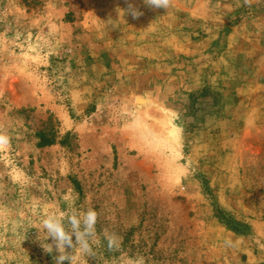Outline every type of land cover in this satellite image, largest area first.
<instances>
[{
  "label": "rangeland",
  "instance_id": "374dc122",
  "mask_svg": "<svg viewBox=\"0 0 264 264\" xmlns=\"http://www.w3.org/2000/svg\"><path fill=\"white\" fill-rule=\"evenodd\" d=\"M0 129V264H264V0H0Z\"/></svg>",
  "mask_w": 264,
  "mask_h": 264
},
{
  "label": "clouds",
  "instance_id": "9594fccd",
  "mask_svg": "<svg viewBox=\"0 0 264 264\" xmlns=\"http://www.w3.org/2000/svg\"><path fill=\"white\" fill-rule=\"evenodd\" d=\"M244 2L245 5L250 6L251 0H244ZM143 3L150 9L168 10L172 0H143ZM123 11L125 14H130L133 19H139L143 15V12L131 3H128L127 9ZM10 143V137L0 129V152L6 150ZM98 217V212L91 208L83 212L73 209L70 214L64 212L47 214L41 220L46 235V242L41 241V247L48 254L54 251L58 253L53 257L55 264H64L65 261L68 264H80V255L85 258L95 257L93 244L96 242ZM73 237H75V240H73ZM49 238L51 243L47 242ZM104 238L110 251L119 249L122 238L115 232L110 233L105 230ZM235 245L236 242L230 238L224 240L226 248H232ZM68 249H71V251H68Z\"/></svg>",
  "mask_w": 264,
  "mask_h": 264
},
{
  "label": "bare ground",
  "instance_id": "6f19581e",
  "mask_svg": "<svg viewBox=\"0 0 264 264\" xmlns=\"http://www.w3.org/2000/svg\"><path fill=\"white\" fill-rule=\"evenodd\" d=\"M144 103H146L147 101L145 99H142ZM142 102V101H141Z\"/></svg>",
  "mask_w": 264,
  "mask_h": 264
}]
</instances>
